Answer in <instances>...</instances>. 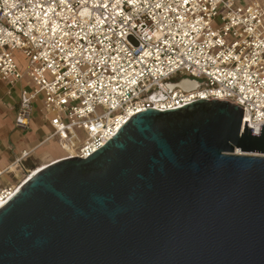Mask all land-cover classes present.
Wrapping results in <instances>:
<instances>
[{
  "label": "water",
  "instance_id": "95a60500",
  "mask_svg": "<svg viewBox=\"0 0 264 264\" xmlns=\"http://www.w3.org/2000/svg\"><path fill=\"white\" fill-rule=\"evenodd\" d=\"M242 119L220 100L148 109L47 164L0 207V264H264V126Z\"/></svg>",
  "mask_w": 264,
  "mask_h": 264
},
{
  "label": "built area",
  "instance_id": "2783aa9c",
  "mask_svg": "<svg viewBox=\"0 0 264 264\" xmlns=\"http://www.w3.org/2000/svg\"><path fill=\"white\" fill-rule=\"evenodd\" d=\"M24 77L16 127L39 102L51 128L41 142L56 141L62 160L88 158L140 112L200 100L238 106L258 136L264 0H0V82ZM28 155L0 168V180ZM20 181L0 182L1 206Z\"/></svg>",
  "mask_w": 264,
  "mask_h": 264
},
{
  "label": "crops",
  "instance_id": "0c3cea01",
  "mask_svg": "<svg viewBox=\"0 0 264 264\" xmlns=\"http://www.w3.org/2000/svg\"><path fill=\"white\" fill-rule=\"evenodd\" d=\"M20 84L27 85V79L24 77L22 81L13 87H9L7 84L0 82V168L10 165L16 157H19L23 150L29 152L27 158L22 162V167L14 168L12 173L6 174L0 180L1 183L3 182L5 184H12L19 180L24 172L31 167L32 158L44 154L49 155L52 159L42 164L45 166V164L47 165L48 163L59 160L64 156L63 151L56 141L41 142L49 135L51 128L48 122L43 120L40 115V103L37 106L34 105L30 112L27 127H16L15 122L19 109L18 100L20 91L14 87ZM49 143L56 147V153L46 151V145Z\"/></svg>",
  "mask_w": 264,
  "mask_h": 264
},
{
  "label": "rangeland",
  "instance_id": "374dc122",
  "mask_svg": "<svg viewBox=\"0 0 264 264\" xmlns=\"http://www.w3.org/2000/svg\"><path fill=\"white\" fill-rule=\"evenodd\" d=\"M17 56L21 60V63H19V64L22 66V68H24L26 66V61H24V59L19 54H17ZM23 87H25V85L24 84H20V85H17L16 87H14V88L20 91ZM38 104H39V102H37L34 105L37 106ZM47 150L49 152H53V153H56L57 152L56 147L54 145H51L50 143L46 145V151ZM51 159L52 158L49 155H46V154L40 155L39 157L32 158L31 164H30L31 167L28 170L29 171H32V170L38 168V166L41 167L40 165L49 162ZM22 179H23V176L21 178H19V180H22Z\"/></svg>",
  "mask_w": 264,
  "mask_h": 264
},
{
  "label": "bare ground",
  "instance_id": "6f19581e",
  "mask_svg": "<svg viewBox=\"0 0 264 264\" xmlns=\"http://www.w3.org/2000/svg\"><path fill=\"white\" fill-rule=\"evenodd\" d=\"M237 154H241V155H255V154H244V153H240V152H237ZM44 167H46V165L45 166H41V167H38V168H36V169H34V170H32V171H29V173H28V175H26L24 178H23V180L19 183V184H17L15 187H14V189H13V195L15 194V192L19 189V187L23 184V183H26L28 180H29V178L30 177H32L33 175H35L36 173H38L39 171H41L42 169H44ZM28 176V177H27ZM0 206H1V204H0Z\"/></svg>",
  "mask_w": 264,
  "mask_h": 264
},
{
  "label": "flooded vegetation",
  "instance_id": "af4514ba",
  "mask_svg": "<svg viewBox=\"0 0 264 264\" xmlns=\"http://www.w3.org/2000/svg\"><path fill=\"white\" fill-rule=\"evenodd\" d=\"M183 83L184 82H182V81L179 80L178 85L183 84ZM189 84H192V83H189Z\"/></svg>",
  "mask_w": 264,
  "mask_h": 264
}]
</instances>
